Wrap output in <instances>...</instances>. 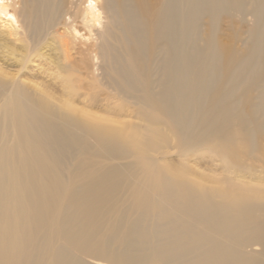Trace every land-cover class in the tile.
Returning <instances> with one entry per match:
<instances>
[{"label": "bare ground", "instance_id": "1", "mask_svg": "<svg viewBox=\"0 0 264 264\" xmlns=\"http://www.w3.org/2000/svg\"><path fill=\"white\" fill-rule=\"evenodd\" d=\"M170 155L264 163V0H0V264H264V187Z\"/></svg>", "mask_w": 264, "mask_h": 264}, {"label": "rangeland", "instance_id": "2", "mask_svg": "<svg viewBox=\"0 0 264 264\" xmlns=\"http://www.w3.org/2000/svg\"><path fill=\"white\" fill-rule=\"evenodd\" d=\"M54 59L51 58L50 62L47 64V66L44 65V63L41 62H33L29 68L25 71V74L23 75L24 78H27L31 80L34 83H38L39 85H43V87H49L48 85H51V83H55L54 77L58 74L56 73L57 69L55 68V63L52 62ZM49 65H53L52 68H49ZM14 70V69H13ZM16 70V69H15ZM15 74V73H13ZM63 76V75H60ZM58 85V84H57ZM55 88L53 91L55 92V96L58 99L62 100H69L68 97L66 98V94H68V91H64L63 88L59 87ZM52 88V87H51ZM88 97V96H87ZM74 105L77 107H83V105L79 104L77 101L74 102ZM86 108V107H85ZM85 110L98 114L99 116H102L104 118H111L115 121H121L123 120V117L121 116H109L108 112L105 110H97L93 109L92 107L86 108ZM167 161L174 162H181L184 161L185 165L187 164L190 169H192L194 176L196 177H222L229 175L236 180H240L243 182H248L253 186H263L264 187V163L258 162L257 160H253V162H244L246 170H242L240 172H230L227 167L223 166L221 162H219L216 159L210 158L208 155H195L194 157H190L187 160H183L181 157L177 155H170L167 159Z\"/></svg>", "mask_w": 264, "mask_h": 264}]
</instances>
